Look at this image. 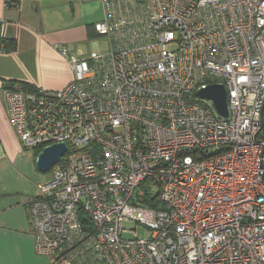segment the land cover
Returning <instances> with one entry per match:
<instances>
[{
    "label": "built area",
    "instance_id": "1",
    "mask_svg": "<svg viewBox=\"0 0 264 264\" xmlns=\"http://www.w3.org/2000/svg\"><path fill=\"white\" fill-rule=\"evenodd\" d=\"M98 1L106 51L62 49V90L4 87L25 150L67 148L28 202L37 254L264 264V0ZM211 85L226 119L199 96Z\"/></svg>",
    "mask_w": 264,
    "mask_h": 264
},
{
    "label": "crops",
    "instance_id": "2",
    "mask_svg": "<svg viewBox=\"0 0 264 264\" xmlns=\"http://www.w3.org/2000/svg\"><path fill=\"white\" fill-rule=\"evenodd\" d=\"M104 17L98 0H0L2 35L17 43L16 51L0 52V264H51L37 254L28 205L51 174L37 169L35 152L24 149L12 127L5 84L62 90L73 72L61 50L74 57L101 51L95 24Z\"/></svg>",
    "mask_w": 264,
    "mask_h": 264
},
{
    "label": "water",
    "instance_id": "3",
    "mask_svg": "<svg viewBox=\"0 0 264 264\" xmlns=\"http://www.w3.org/2000/svg\"><path fill=\"white\" fill-rule=\"evenodd\" d=\"M199 96L203 99L211 100L218 114L224 119L228 118L227 91L223 85H211L207 89L200 91ZM66 149L64 144L46 148L37 157V169L41 173H49L51 169L61 161Z\"/></svg>",
    "mask_w": 264,
    "mask_h": 264
},
{
    "label": "trees",
    "instance_id": "4",
    "mask_svg": "<svg viewBox=\"0 0 264 264\" xmlns=\"http://www.w3.org/2000/svg\"><path fill=\"white\" fill-rule=\"evenodd\" d=\"M19 4H20L19 1H11L8 3V6L12 8H18ZM2 25L3 24L0 23V44L3 46L2 52H14L17 50V43L15 40H8L4 38V36L2 35ZM13 85L14 83L7 82L5 84V87H9ZM22 86L28 91H36V88L33 86H30V85H22Z\"/></svg>",
    "mask_w": 264,
    "mask_h": 264
},
{
    "label": "rangeland",
    "instance_id": "5",
    "mask_svg": "<svg viewBox=\"0 0 264 264\" xmlns=\"http://www.w3.org/2000/svg\"><path fill=\"white\" fill-rule=\"evenodd\" d=\"M99 46H100V50L101 51H106L108 49V43H107V41L103 37L99 38ZM153 218H154V216L151 214L149 216V219L152 220ZM131 226H133V225H130V227ZM141 229L142 228L139 227V232L140 233H142V230Z\"/></svg>",
    "mask_w": 264,
    "mask_h": 264
}]
</instances>
